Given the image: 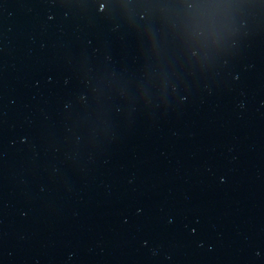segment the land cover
Listing matches in <instances>:
<instances>
[{"label": "water", "instance_id": "water-1", "mask_svg": "<svg viewBox=\"0 0 264 264\" xmlns=\"http://www.w3.org/2000/svg\"><path fill=\"white\" fill-rule=\"evenodd\" d=\"M0 264H264V0H0Z\"/></svg>", "mask_w": 264, "mask_h": 264}]
</instances>
